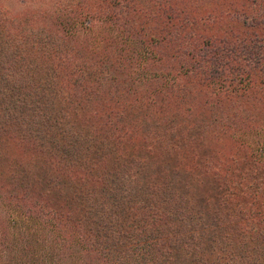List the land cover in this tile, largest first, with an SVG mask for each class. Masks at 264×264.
Segmentation results:
<instances>
[{
    "label": "trees",
    "instance_id": "1",
    "mask_svg": "<svg viewBox=\"0 0 264 264\" xmlns=\"http://www.w3.org/2000/svg\"><path fill=\"white\" fill-rule=\"evenodd\" d=\"M27 1L25 14L0 8V154L15 137L49 158L52 177L36 182L22 168L0 206L33 221V237L76 247L81 264H264V123L246 170L207 146L258 121L264 0H214L211 11L200 0ZM229 14L237 32H220ZM78 101L101 125L71 136L64 110ZM190 110L199 124L189 127ZM141 132L146 152L187 155L210 196L195 205L175 179L144 175ZM113 156L120 164L102 168ZM42 181L64 206L36 203L25 219L19 199Z\"/></svg>",
    "mask_w": 264,
    "mask_h": 264
},
{
    "label": "rangeland",
    "instance_id": "2",
    "mask_svg": "<svg viewBox=\"0 0 264 264\" xmlns=\"http://www.w3.org/2000/svg\"><path fill=\"white\" fill-rule=\"evenodd\" d=\"M23 1L24 0H0V8H5L11 14H19L20 12L25 14L26 12L24 10H27V7L22 5ZM244 1L247 3L251 0ZM26 2L28 1L26 0ZM29 4L33 5L31 10H34L35 4ZM215 7H217V1L214 0H200L197 4V8L205 11H211ZM28 13H30V11ZM248 14L252 16V14L255 13L248 12ZM232 21V14H229L228 17L222 21L223 25L220 32H237L235 30L236 27L231 26ZM234 26H236V23ZM43 80V78L40 79V81ZM76 103L77 105L72 104V107H70L71 111L64 110V112L68 113V120L66 123H63V125L64 128L69 130L70 135H79L82 134L84 130L89 131L91 129L95 130L99 128L101 125L99 118L93 116L95 110L86 111L85 103H79V101ZM189 114L193 115V120H187ZM258 115L259 117L257 118L258 121L255 124V128L252 127V129H248L242 127L243 129L241 132L243 136L237 135L235 137L230 136L228 138L220 139L216 134L210 135L207 146L211 147V153L216 157L228 158L229 160L234 159L239 164L238 166L241 168L243 167L244 170L252 167L253 163L250 160L249 155L250 150L256 147L257 149L263 148L261 145V148L258 146V143L260 144L263 137L262 135L258 136L256 132L262 131L260 124L264 123V118L262 117L264 115V102L262 108H258ZM208 116L210 115H205V119H208ZM181 119L186 126L199 124L198 117L191 110L188 113L186 112V115ZM93 130L91 132H93ZM187 130L189 129L187 128ZM244 132L248 135H245ZM10 137L1 141L2 144H5V147L4 152L0 154V197H5L4 199L9 195V191L16 189V186L19 184V171L22 168L26 170L28 177H34L36 182L41 181L42 173L45 170H47L45 176L46 179H51L52 177V172H50L51 169L47 162L49 158L46 155L32 149L17 138ZM143 140L144 137L142 136V132L141 134L138 133L136 139L133 141V145L135 146V153L142 152L141 160L146 163L147 168L146 171H144V175H148L152 179H161V181L166 180L167 182L171 179H175L179 182V187L182 192H188L191 194V199L193 198L195 205L200 204L207 196H210L209 194L212 192L208 180H204L202 184L198 185L193 177V173L191 175L189 174L187 155L185 156V154H183V156H175L174 154L168 155L166 152L151 154L146 152L143 148L141 149V146L144 144ZM241 141L242 143H240ZM243 144L245 146H242ZM146 154H148V157ZM118 157L113 156L108 159L106 163L102 165V168H111L112 166H115L116 168L120 164L118 162ZM233 166L237 167L236 164ZM134 190L135 189L132 187L129 188L131 193L134 192ZM17 192L20 194L18 188ZM28 199L25 203L21 202V198L19 199V215L23 214V218L25 219L26 210H33L36 203H39L42 207L47 206L50 209H60L64 206V195L60 193L58 194V192L47 194L46 183L44 181L34 188V192L31 193L29 199L30 202ZM7 204H9L7 207L12 205L10 203ZM13 205H15L14 202ZM16 216L17 214L12 210H7L5 206H0V218H5V220L7 219L8 221H1L3 223H0V225L3 229H8L10 232V235L0 233V264H81L82 262L87 261L86 256H78L75 254L74 249L76 247L66 248V244L55 245L50 236H41L40 239L33 237L32 234L34 231H31L30 229L33 221H22L20 220L21 217H19V220L14 219ZM12 223L16 224V227L14 226V229H16L18 233L16 236H12V231L10 230L12 229L11 227H13ZM27 228L30 229L29 232L31 233L24 232ZM14 229L12 230L14 231ZM121 242L123 245L125 244L124 241ZM121 242L119 243L121 244ZM61 250L63 251L61 252ZM95 264H99V262H96Z\"/></svg>",
    "mask_w": 264,
    "mask_h": 264
}]
</instances>
